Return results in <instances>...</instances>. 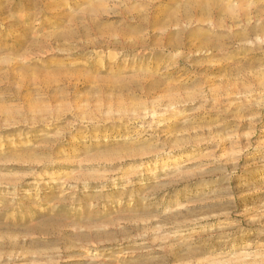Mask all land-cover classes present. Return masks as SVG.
Instances as JSON below:
<instances>
[{
  "label": "rangeland",
  "instance_id": "rangeland-1",
  "mask_svg": "<svg viewBox=\"0 0 264 264\" xmlns=\"http://www.w3.org/2000/svg\"><path fill=\"white\" fill-rule=\"evenodd\" d=\"M0 264H264V0H0Z\"/></svg>",
  "mask_w": 264,
  "mask_h": 264
}]
</instances>
